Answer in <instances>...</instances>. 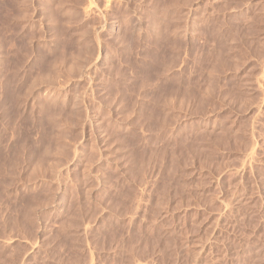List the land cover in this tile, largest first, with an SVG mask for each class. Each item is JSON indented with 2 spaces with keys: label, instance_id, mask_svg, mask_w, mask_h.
I'll return each mask as SVG.
<instances>
[{
  "label": "rangeland",
  "instance_id": "obj_1",
  "mask_svg": "<svg viewBox=\"0 0 264 264\" xmlns=\"http://www.w3.org/2000/svg\"><path fill=\"white\" fill-rule=\"evenodd\" d=\"M106 1L0 0V264H264V0Z\"/></svg>",
  "mask_w": 264,
  "mask_h": 264
},
{
  "label": "bare ground",
  "instance_id": "obj_2",
  "mask_svg": "<svg viewBox=\"0 0 264 264\" xmlns=\"http://www.w3.org/2000/svg\"><path fill=\"white\" fill-rule=\"evenodd\" d=\"M90 1H92V0H90ZM110 1H111V0H107L106 2L109 4ZM90 4H92V2H90ZM108 4H107V5H108ZM92 8H93V6L90 5V6H89V9H92ZM95 8H96V6H95ZM96 9H97V8H96ZM96 9H94V10H96ZM88 11H89V10H87V12H88ZM97 11H98V9H97ZM100 16H101V15H100ZM99 19H102V18L99 17ZM102 21H103V20H102ZM105 25H106L105 23L101 22L100 25H99L98 28H97V31L99 32V31L103 30L104 27H105ZM96 58H97V57H96ZM88 64H89V63H88ZM83 71H84V70H83ZM261 73H263V72H261ZM260 75H261V74H260ZM82 76H83V75H82ZM259 79H261V78L259 77ZM259 79H258V80H259ZM258 82H259V81H258ZM260 82H261V81H260ZM252 149H253V148H252ZM247 154H249V155H247ZM247 154H246V157L248 156L247 158H252V160H253V158H254V157H253V154H252V153H248V152H247ZM251 154H252V157H251ZM75 156H77V155H75ZM246 157H245V158H246ZM245 160H246V159H245ZM252 160H251V161H252ZM251 161H250V159H249V161H247V162H251ZM243 162H244V161H243ZM245 163H246V162H245ZM250 164H251V163H250ZM31 246H32V245H31ZM31 246H30V247H31ZM30 250H31V249H30Z\"/></svg>",
  "mask_w": 264,
  "mask_h": 264
}]
</instances>
